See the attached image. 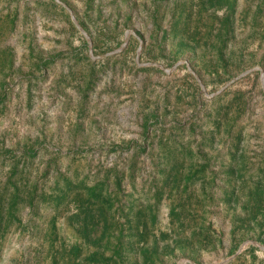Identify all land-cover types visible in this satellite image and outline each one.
<instances>
[{
	"label": "rangeland",
	"instance_id": "1",
	"mask_svg": "<svg viewBox=\"0 0 264 264\" xmlns=\"http://www.w3.org/2000/svg\"><path fill=\"white\" fill-rule=\"evenodd\" d=\"M0 264H264V0H0Z\"/></svg>",
	"mask_w": 264,
	"mask_h": 264
},
{
	"label": "water",
	"instance_id": "2",
	"mask_svg": "<svg viewBox=\"0 0 264 264\" xmlns=\"http://www.w3.org/2000/svg\"><path fill=\"white\" fill-rule=\"evenodd\" d=\"M74 18V17H73ZM75 19V18H74Z\"/></svg>",
	"mask_w": 264,
	"mask_h": 264
}]
</instances>
